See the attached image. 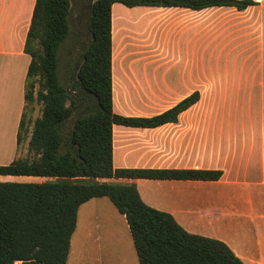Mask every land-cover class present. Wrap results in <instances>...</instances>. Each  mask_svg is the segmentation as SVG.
I'll use <instances>...</instances> for the list:
<instances>
[{
  "label": "crops",
  "instance_id": "1",
  "mask_svg": "<svg viewBox=\"0 0 264 264\" xmlns=\"http://www.w3.org/2000/svg\"><path fill=\"white\" fill-rule=\"evenodd\" d=\"M252 1L255 5L242 11L211 8L232 12V19L219 18L221 29L213 50L210 17L205 16L211 9L112 5L113 112L148 118L171 109L195 91L199 93V100L179 113L176 123L153 129L113 125L112 163L114 168L222 171L221 178L211 182L120 181L134 182L146 205L169 213L186 232L224 242L244 264H264V0ZM34 4L35 0H0V144L3 137L7 143L16 142L25 111L24 85L30 57L24 53V44ZM151 23L157 24L160 36L152 55L158 58L159 67L147 69L135 66L136 59L126 54V47L143 46V40L133 44V35H144ZM235 25L237 36L223 38ZM199 31L200 42L195 48ZM211 50L218 53L216 59ZM195 51L199 55L195 56ZM211 62L215 64L212 67ZM162 64L169 67L162 68ZM33 179L0 176V181ZM102 199L79 207L72 237L81 219L96 213L97 220V210L104 208ZM97 222L108 229L105 218ZM101 226L97 224L98 232ZM98 238L102 239L100 235ZM72 243L66 264H76L80 257ZM126 252L128 261L123 264H136V253ZM97 253L93 251L94 260L99 259Z\"/></svg>",
  "mask_w": 264,
  "mask_h": 264
},
{
  "label": "trees",
  "instance_id": "2",
  "mask_svg": "<svg viewBox=\"0 0 264 264\" xmlns=\"http://www.w3.org/2000/svg\"><path fill=\"white\" fill-rule=\"evenodd\" d=\"M116 3L192 11L255 5L252 0H35L24 44L30 57L25 111L16 138L18 147L26 110L39 104V116L27 130L32 157L0 165V176L36 179L0 181V264H66L78 209L97 198H107L125 218L138 264H244L224 242L190 234L169 213L146 205L134 182L111 181L211 182L222 176L208 169L113 167V125L153 129L176 123L179 113L199 100L195 91L148 118L113 112L111 7ZM68 41L70 57L61 79L57 52Z\"/></svg>",
  "mask_w": 264,
  "mask_h": 264
},
{
  "label": "rangeland",
  "instance_id": "3",
  "mask_svg": "<svg viewBox=\"0 0 264 264\" xmlns=\"http://www.w3.org/2000/svg\"><path fill=\"white\" fill-rule=\"evenodd\" d=\"M229 14H232V12L227 11V9H211L210 11H207V13H205V16L207 15L208 17H210V26H211L210 28L211 29H210L209 41L211 43L210 45H212L211 46L212 50L217 47L215 46L216 44H214V42L217 41L219 29H221V28H218L219 18L222 16H226L227 19L228 18L232 19V16H230ZM76 15H77V10L75 6L73 5L72 6V16L75 17ZM134 15L137 16L138 12H134ZM156 27H157V24L151 23L150 26H147V30L144 33V35L142 34L140 36L138 34L133 35L134 37L133 39L135 41L133 42V44L139 45L140 42L138 43V41L142 42L143 40V42L145 41V43L143 42L140 43V44H143V46H140L139 48H134L133 46L128 45L126 47V54H129V57H131L132 59L133 58L136 59L135 66L141 67V68L144 67L147 69H154V68L159 67L158 58L154 59L152 57V55H154L153 47L154 45H156L157 39L160 38L157 32L158 28ZM235 27L236 25L234 26V28L228 29L226 31L227 36H224L223 38L230 37L233 39L234 36H237L236 34H234L236 31ZM196 30H201V29L196 28ZM200 33L201 31H199L196 34L197 40H195V48L198 46L200 42V40H198ZM156 34L158 36H156ZM212 50H211V54L213 53L212 56L214 59H216L218 57V53L213 52ZM57 53H58L57 54L58 73H59L60 78L62 79L64 71H65L66 61L70 57V42L68 41L67 43L62 45ZM196 53L197 51H195V56L199 55ZM136 54H140V55H136ZM143 60H145L146 62L145 66H144ZM153 60H155L156 62H153ZM212 65H215V64L211 62V67ZM229 65H230V62H228L225 66L227 67ZM231 66L233 67V65ZM160 67L168 68L169 65L162 64ZM39 113H40V105L37 103H34L32 107L27 108L26 114L29 119L24 120L26 123V129L22 131L21 133V142L19 146L17 147V149H16L15 141L7 143L8 139L6 137H3V140L0 144V165H7L13 159H25V158L29 159L32 157V155L28 153L27 151V142H28V135H29V132L27 133V130H28V127L29 128L31 127L34 119L39 116ZM117 183L125 184V182H117ZM102 200L105 203L101 207H104V208H101V210H97L96 219L101 221L103 218H105L108 221L107 222L109 225L108 229L104 228L106 225H104L101 222H97V220H95L96 213H94L93 216L88 217L84 221L82 219L80 220L77 234L73 236L74 238L72 237L73 240H71L73 242L71 244V248L72 247L78 248L80 251V257L76 261V264L77 263L78 264H106V263L107 264H113V263L123 264V263H126L125 259L128 261L129 253L126 252L127 249L129 250L130 254H135L132 241H131V237L129 234H127V231L125 230L126 226H125V223H123L124 221L122 220L121 215L116 211V209L112 206V204L109 202L107 198H104ZM97 224L102 225L100 227L101 229L99 230V232L98 230H96ZM104 231H108L109 234L105 236ZM98 234L102 238L100 241H98L99 239ZM76 239H77V243H75ZM121 241L123 243H121ZM99 247H101V250ZM115 247L117 249H115ZM93 251H98L97 255H99L100 260L97 258L96 260H94ZM113 251L115 252L113 253ZM109 252H111V254ZM135 263L138 264L137 261H135Z\"/></svg>",
  "mask_w": 264,
  "mask_h": 264
}]
</instances>
